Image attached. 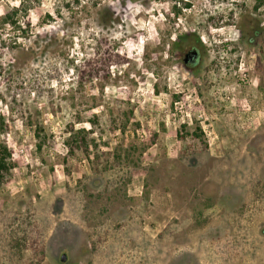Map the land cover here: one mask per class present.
<instances>
[{
  "label": "rangeland",
  "instance_id": "obj_1",
  "mask_svg": "<svg viewBox=\"0 0 264 264\" xmlns=\"http://www.w3.org/2000/svg\"><path fill=\"white\" fill-rule=\"evenodd\" d=\"M11 11L0 138L15 167L0 186V264L31 257L13 246L22 219L44 246L28 264H264V0H0V21ZM186 35L200 49L190 69L187 41L174 46ZM93 113L100 149L134 143L136 160L151 142L144 169L128 179L111 156L103 173L80 151L64 161L66 123Z\"/></svg>",
  "mask_w": 264,
  "mask_h": 264
},
{
  "label": "trees",
  "instance_id": "obj_2",
  "mask_svg": "<svg viewBox=\"0 0 264 264\" xmlns=\"http://www.w3.org/2000/svg\"><path fill=\"white\" fill-rule=\"evenodd\" d=\"M184 5L189 6V3L185 2ZM172 8H173L175 15H178L181 12V7L177 6L176 4H174ZM256 8L257 6L255 5L254 9ZM14 11L5 13L2 16L0 22L2 24L15 25L16 20L12 16L14 14ZM56 12L58 14L59 10L57 9ZM109 12H110V15H109V21H110L111 18H113L114 16H113V13H111V11ZM46 16L47 18L50 19L51 15L47 14ZM210 20H213L212 23L214 26H221V24H230V20L228 19L224 21L223 20L220 21V19L211 18ZM63 30L66 33L67 30L66 29H63ZM207 31L210 32V28H207ZM253 32L257 37H258V34H260L259 28L258 29L253 28ZM52 36H53V39L57 37L55 34H52ZM184 41H187L186 43L188 47H191V46H194L196 42L198 43V38L194 35H189V36L186 35V37L179 38L177 41H175L174 46L176 48L182 49L183 48L182 44ZM72 66H73V69L74 68L76 69L75 65H72ZM154 88H155V91L158 92L157 85H154ZM131 112H132L131 110L122 112V114L126 118L125 121L128 120L129 118L128 115H130ZM98 119H99V115L96 113H93L87 119H82L79 115H77L75 121H70L66 123V127H65L66 137L63 140L64 147L66 148V155L64 157V161L66 162L67 157L76 155V152L80 151L82 155L85 156L86 159L88 160L90 164V168L93 173H96L97 171H100L103 173V172L108 171L111 167L109 163V161L111 160L110 158L111 156L116 161V163L120 162L123 164V166L127 167V175H128V179H130L134 173L145 168L144 165L139 166L140 159L143 156V152L147 148V144H151V142L147 143L145 139L140 140L142 151H140L139 156L136 158L137 162L133 158V154H132L133 153L132 150L138 147V145L134 143H131L129 147H124L122 144H119V145H116V147H113V149L111 150H102L100 149L99 141H101L100 139L102 138L103 134L106 133V131L102 127H100ZM80 122H87L88 128L84 126L76 127L75 124L80 123ZM125 127L126 125L123 124L122 127H117V129L120 128V131L124 133ZM114 128H116V124H114L113 127H111V129H114ZM5 129H6V125L4 124V119L2 116H0V134L3 133ZM41 131H42L41 127H38L35 130V134L38 138L40 136ZM97 134H99L98 136L99 138L97 137L98 139L96 138ZM196 136H199V134H197ZM178 138L183 139L184 137L182 135H178ZM104 143H107V142L104 141ZM36 146H37V149H40L41 143L37 142ZM14 167H15V161L13 160V157H12V149L5 140L0 138V186L9 179ZM66 169L68 170V168ZM30 204L31 206H33V208L35 207V203L31 200H30ZM38 217H41V216H38ZM36 221H38L37 218L34 222ZM21 224H24L22 226L21 233L18 234L14 238L15 239L14 245L13 243L12 245L14 247H17L19 251L21 250V252L29 251V254L27 255L28 257L36 256L37 263L42 262L44 259V246L42 242V235L38 231L36 223H32L30 219L27 221L26 219H22ZM31 257L26 258L24 263L28 264V260H32ZM60 261H61V258H60Z\"/></svg>",
  "mask_w": 264,
  "mask_h": 264
},
{
  "label": "flooded vegetation",
  "instance_id": "obj_3",
  "mask_svg": "<svg viewBox=\"0 0 264 264\" xmlns=\"http://www.w3.org/2000/svg\"><path fill=\"white\" fill-rule=\"evenodd\" d=\"M182 64L187 68H194L200 59V49L194 45L180 52Z\"/></svg>",
  "mask_w": 264,
  "mask_h": 264
},
{
  "label": "water",
  "instance_id": "obj_4",
  "mask_svg": "<svg viewBox=\"0 0 264 264\" xmlns=\"http://www.w3.org/2000/svg\"><path fill=\"white\" fill-rule=\"evenodd\" d=\"M65 259V255L63 254L62 256H61V260H64Z\"/></svg>",
  "mask_w": 264,
  "mask_h": 264
}]
</instances>
